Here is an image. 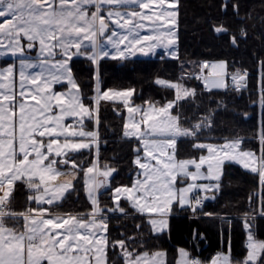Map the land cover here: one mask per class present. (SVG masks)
<instances>
[{
    "label": "snow or ice",
    "instance_id": "1",
    "mask_svg": "<svg viewBox=\"0 0 264 264\" xmlns=\"http://www.w3.org/2000/svg\"><path fill=\"white\" fill-rule=\"evenodd\" d=\"M180 3L0 0V57L18 59V65L0 68V264H109V250L119 253L122 264H168L163 250L137 251L130 243L134 237L110 240L108 214L128 215L121 199L146 218L153 234L160 235L168 229L174 205L197 213L204 201L216 198L227 164H240L264 186V125L255 151L242 147L244 138L239 135L222 143L202 142L204 130L213 127L214 112L190 126H185L180 114L185 102L196 104L198 95L185 85V78L200 80L207 92L230 86L240 91L248 87L247 70L230 72L227 61H205L198 72L182 73L178 81L157 78L154 83L172 90L173 99L162 105L145 101L147 107L133 102L134 88L101 89L105 58L123 63L137 51L147 56L162 48L179 59ZM229 6L239 16V4L226 0L222 5L225 11ZM110 25L115 27L109 30ZM214 31L222 35L229 30L220 24L214 25ZM240 36L246 39L247 31L241 29ZM230 42L238 47L235 35ZM32 50L35 55L29 57ZM74 58L93 65L91 105L74 75ZM259 64L257 87L264 107V60ZM57 85L66 88L57 91ZM102 100L123 104L128 113L123 136L139 145L133 149L135 171L130 185L113 186L118 169L100 161ZM86 121L93 122L92 130ZM181 138L191 140L192 148L201 153L198 158H177ZM84 152L93 156L87 166L81 158ZM81 173L90 210L58 211L76 194L73 181ZM17 182L27 187V199L36 207L12 208ZM108 193L111 205L102 206L101 197ZM256 215L264 217V203L245 214V257L234 260L229 243L228 253H218L208 264H264V240L256 236ZM177 264L204 262L179 249Z\"/></svg>",
    "mask_w": 264,
    "mask_h": 264
},
{
    "label": "trees",
    "instance_id": "2",
    "mask_svg": "<svg viewBox=\"0 0 264 264\" xmlns=\"http://www.w3.org/2000/svg\"><path fill=\"white\" fill-rule=\"evenodd\" d=\"M225 2L226 0H181L179 59L135 56L120 63L105 58L101 60V89L134 88L136 92L132 99L136 105L147 107L145 101L159 102L162 105L173 99L174 93L156 85L154 81L157 78L178 81L182 73L198 72V65L202 62L227 61L229 71L245 69L252 73L248 78V87L240 91L229 87L227 90L207 92L200 80L185 78V85L195 88L198 95L196 104L185 102L180 109L182 122L185 126H190L198 117L214 112L213 127L204 130L200 136L202 142L222 143L225 138L232 139L239 135L244 138L242 147L259 151L257 134L264 125V107L260 105L257 81L259 62L264 60V0H231L239 4V16L234 14L231 6L225 11L222 7ZM220 24L229 30L227 34L217 35L214 31V25ZM241 29L247 31L246 39L240 36ZM232 35L238 38V47L231 44ZM73 65L85 102L91 105L89 98L94 95L95 87L93 65L84 58H74ZM99 117L100 161L118 169V173L114 174L113 186L130 185L135 171L133 149L139 145L134 139L123 136L127 110L121 102L102 100ZM87 124L92 130L93 122L87 121ZM200 154L199 150L192 148L191 140L181 138L178 141L179 159L198 158ZM87 156L88 161H83L85 166L93 160V156L87 152L81 158L86 160ZM82 175L81 173V177ZM75 186L76 194L69 196L58 211L87 213L90 210L82 178H79ZM27 196V187L17 182L12 208L23 211L28 206L36 207L28 201ZM101 203L102 206H110L111 194L103 195ZM262 203L264 186L260 185L258 177L239 164H227L222 187L216 198L206 200L202 210L197 213L191 212L187 207L179 208L174 205L170 229L163 234H153L146 218L121 200L128 215L109 216L110 240L134 237V241L130 243L137 251L163 250L167 253L168 264H177L179 249H187L204 264H208L218 253H228L229 243L231 257L242 260L247 252L245 214L259 209ZM137 224L140 225L139 229ZM255 231L257 238L264 240V217L256 215ZM108 257L109 264H122L118 252L109 250Z\"/></svg>",
    "mask_w": 264,
    "mask_h": 264
},
{
    "label": "rangeland",
    "instance_id": "3",
    "mask_svg": "<svg viewBox=\"0 0 264 264\" xmlns=\"http://www.w3.org/2000/svg\"><path fill=\"white\" fill-rule=\"evenodd\" d=\"M0 20H2V18H0ZM112 27H115L114 25H110V28L109 30H111ZM141 34H146L145 32H142ZM178 34V33H177ZM35 55V50H32V52L29 53V57H32ZM135 56H140V57H144L145 55L142 54L141 52L137 51L136 54L132 57H135ZM149 57H171L169 55L166 54V52L164 51V49L162 48H158L155 50L154 54L153 53H150L149 55H147ZM11 63H16L18 65V59L17 58H14L12 56H6V57H0V68L2 67H6L8 64H11ZM63 87V88H62ZM66 88L65 85H57L56 86V90L57 91H64ZM114 101H117V102H120L119 100H114ZM127 118H128V113H127ZM127 118H126V122H127ZM87 121H86V127L88 130H90L87 126ZM143 127V126H142ZM179 141V140H178ZM177 145H178V142H177ZM178 158V156H177ZM89 159V156H87L86 160H83L82 161H88ZM135 159V158H134ZM179 159V158H178ZM84 163V162H83ZM240 165V164H239ZM79 178H82L81 175L78 176L76 178V180L73 181V183L76 185V182L79 180ZM64 178H60V180L58 182H62ZM123 200V199H121ZM110 216V214H108ZM171 217V216H170ZM170 217H169V224H170ZM168 228H169V225H168ZM168 230V229H167ZM227 254V253H225Z\"/></svg>",
    "mask_w": 264,
    "mask_h": 264
},
{
    "label": "built area",
    "instance_id": "4",
    "mask_svg": "<svg viewBox=\"0 0 264 264\" xmlns=\"http://www.w3.org/2000/svg\"><path fill=\"white\" fill-rule=\"evenodd\" d=\"M240 70H242V69H240ZM233 71H235V70H233ZM232 72V71H231ZM247 73H248V77L251 75V73L249 72V71H247ZM204 204V203H203Z\"/></svg>",
    "mask_w": 264,
    "mask_h": 264
},
{
    "label": "crops",
    "instance_id": "5",
    "mask_svg": "<svg viewBox=\"0 0 264 264\" xmlns=\"http://www.w3.org/2000/svg\"><path fill=\"white\" fill-rule=\"evenodd\" d=\"M207 62H212V61H207ZM171 218V217H170ZM169 229H170V224H169V228H168V230H166V232H168L169 231ZM187 250V249H186ZM188 251V250H187Z\"/></svg>",
    "mask_w": 264,
    "mask_h": 264
},
{
    "label": "water",
    "instance_id": "6",
    "mask_svg": "<svg viewBox=\"0 0 264 264\" xmlns=\"http://www.w3.org/2000/svg\"><path fill=\"white\" fill-rule=\"evenodd\" d=\"M249 117H247V119H248ZM111 214V213H110ZM115 215V214H114Z\"/></svg>",
    "mask_w": 264,
    "mask_h": 264
},
{
    "label": "bare ground",
    "instance_id": "7",
    "mask_svg": "<svg viewBox=\"0 0 264 264\" xmlns=\"http://www.w3.org/2000/svg\"><path fill=\"white\" fill-rule=\"evenodd\" d=\"M262 199V198H261Z\"/></svg>",
    "mask_w": 264,
    "mask_h": 264
}]
</instances>
